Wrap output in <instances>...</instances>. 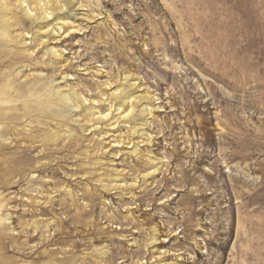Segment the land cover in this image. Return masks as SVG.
<instances>
[{
    "label": "rangeland",
    "instance_id": "374dc122",
    "mask_svg": "<svg viewBox=\"0 0 264 264\" xmlns=\"http://www.w3.org/2000/svg\"><path fill=\"white\" fill-rule=\"evenodd\" d=\"M0 25V264H264V0H0Z\"/></svg>",
    "mask_w": 264,
    "mask_h": 264
},
{
    "label": "bare ground",
    "instance_id": "6f19581e",
    "mask_svg": "<svg viewBox=\"0 0 264 264\" xmlns=\"http://www.w3.org/2000/svg\"><path fill=\"white\" fill-rule=\"evenodd\" d=\"M1 26V25H0ZM131 86L133 85V84H130ZM9 91V82H7V83H4V84H2L1 86H0V104L1 103H4V102H6L7 100H4V94L6 93V92H8ZM132 107H131V109L129 110V112H131L132 111ZM6 111H0V120L2 119V117L4 116V115H6V113H5ZM3 133V131H1V126H0V135ZM0 140H1V136H0ZM0 145L1 146H3L4 144L0 141ZM0 210H1V208H0ZM2 222V217L0 216V223Z\"/></svg>",
    "mask_w": 264,
    "mask_h": 264
}]
</instances>
